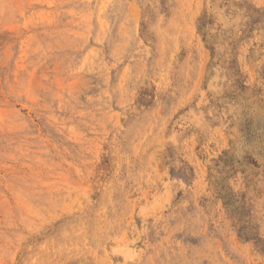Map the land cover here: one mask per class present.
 Instances as JSON below:
<instances>
[{
  "label": "rangeland",
  "instance_id": "rangeland-1",
  "mask_svg": "<svg viewBox=\"0 0 264 264\" xmlns=\"http://www.w3.org/2000/svg\"><path fill=\"white\" fill-rule=\"evenodd\" d=\"M0 264H264V0H0Z\"/></svg>",
  "mask_w": 264,
  "mask_h": 264
},
{
  "label": "bare ground",
  "instance_id": "bare-ground-1",
  "mask_svg": "<svg viewBox=\"0 0 264 264\" xmlns=\"http://www.w3.org/2000/svg\"><path fill=\"white\" fill-rule=\"evenodd\" d=\"M116 43V42H115ZM123 47V46H122Z\"/></svg>",
  "mask_w": 264,
  "mask_h": 264
}]
</instances>
